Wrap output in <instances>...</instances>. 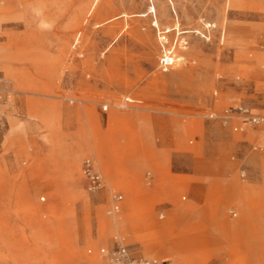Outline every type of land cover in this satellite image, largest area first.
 Segmentation results:
<instances>
[{
	"label": "rangeland",
	"instance_id": "obj_1",
	"mask_svg": "<svg viewBox=\"0 0 264 264\" xmlns=\"http://www.w3.org/2000/svg\"><path fill=\"white\" fill-rule=\"evenodd\" d=\"M262 26L264 0H0V264H264Z\"/></svg>",
	"mask_w": 264,
	"mask_h": 264
},
{
	"label": "built area",
	"instance_id": "obj_2",
	"mask_svg": "<svg viewBox=\"0 0 264 264\" xmlns=\"http://www.w3.org/2000/svg\"><path fill=\"white\" fill-rule=\"evenodd\" d=\"M155 9L154 7L151 8L149 13L154 14ZM167 41V39L165 40ZM187 43V42H186ZM184 46V44H183ZM261 50L264 54V42L261 44ZM169 52H164L161 59H160V67L162 70L167 71L169 68L172 67L175 57L174 54ZM4 99L2 94L0 93V136L3 134L4 130L6 129V119H5V111L3 108ZM238 111L240 114L245 118L247 121L254 125H262L264 126V115L261 114H253L250 113L249 109L244 107H239ZM230 110H226V113H229ZM227 117L229 116L226 115ZM86 174L90 180V190L95 191L101 187L102 177L101 175L94 169L91 165L90 161L86 162ZM117 199L121 201L123 199V195L119 194ZM120 209V205L115 206V210ZM101 253L105 259L104 264H160L159 259L150 258L143 255H137L130 246L122 243L121 241H117L114 247L111 249L102 248Z\"/></svg>",
	"mask_w": 264,
	"mask_h": 264
},
{
	"label": "bare ground",
	"instance_id": "obj_3",
	"mask_svg": "<svg viewBox=\"0 0 264 264\" xmlns=\"http://www.w3.org/2000/svg\"><path fill=\"white\" fill-rule=\"evenodd\" d=\"M264 54H263V56H262V63H261V67H262V69H263V66L262 65H264ZM260 69V68H259ZM261 71V70H260ZM12 98V97H11ZM10 98V99H11ZM91 102V101H90ZM5 108L7 109V116L9 115L8 113V111L9 110H12L13 108H14V106H13V104L11 103V100L10 101H8L7 102V105L5 106ZM37 111L35 110V109H33L32 108V115L35 117V118H39L40 116H39V114L38 113H36ZM112 116V115H111ZM118 119H122V117H117L116 116V120H118ZM191 150V149H190ZM107 167H109V166H106L105 168H104V170H105V172H107ZM108 173V172H107ZM118 176H120L121 177V179H122V181L123 182H125V183H127V184H129L130 186H132V188H131V190H132V194L133 195H135V196H137V195H141L140 194V192H138V190L135 188V185L138 183V181L139 180H141V178H142V176L139 178L138 177V175L137 174H135V173H132V172H129V171H119L118 172ZM159 176H160V178H161V180H164L166 177L167 178H169L170 176L169 175H161V174H159ZM171 178V177H170ZM141 196H143V195H141ZM161 198V197H160ZM164 199V198H163ZM126 205L127 206H129L130 208L131 207H135L136 206V201H135V199H133L131 202H128V203H126ZM124 209V208H123ZM134 211V210H133ZM136 212L134 211V212H131L130 214H128L127 215V218H126V220H129V219H133L134 218V216L136 215L135 214ZM119 223H121V222H119ZM154 258H157V257H154Z\"/></svg>",
	"mask_w": 264,
	"mask_h": 264
},
{
	"label": "crops",
	"instance_id": "obj_4",
	"mask_svg": "<svg viewBox=\"0 0 264 264\" xmlns=\"http://www.w3.org/2000/svg\"><path fill=\"white\" fill-rule=\"evenodd\" d=\"M264 30V27L262 26V27H260V30ZM263 56V53L262 52H258V53H256V55L254 56V58H255V60H256V62H257V64H258V62H259V59L261 58ZM264 61V60H263ZM264 63V62H263ZM263 66V68H264V65H262ZM260 75H262L263 77H264V72L263 71H260ZM117 162V161H116ZM118 163V162H117ZM119 164V163H118ZM130 169H138V170H141V171H143L142 169H139V167L137 168V167H131ZM150 257V256H149ZM150 258H154V257H150ZM154 259H158V258H154Z\"/></svg>",
	"mask_w": 264,
	"mask_h": 264
}]
</instances>
